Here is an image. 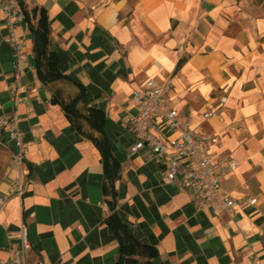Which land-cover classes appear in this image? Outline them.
<instances>
[{"label": "crops", "instance_id": "1", "mask_svg": "<svg viewBox=\"0 0 264 264\" xmlns=\"http://www.w3.org/2000/svg\"><path fill=\"white\" fill-rule=\"evenodd\" d=\"M26 9L35 28L46 18L48 41L36 60L29 21L18 22L19 72L0 13V116L18 118L32 177L10 194L18 169L5 134L0 258L24 223L31 260L118 264L120 221L136 241L129 264H264V0H34ZM148 78L170 82L178 112L237 159L233 219L196 206L150 151L129 152L131 92Z\"/></svg>", "mask_w": 264, "mask_h": 264}, {"label": "built area", "instance_id": "2", "mask_svg": "<svg viewBox=\"0 0 264 264\" xmlns=\"http://www.w3.org/2000/svg\"><path fill=\"white\" fill-rule=\"evenodd\" d=\"M33 1L0 0V13L4 15V23L9 30L6 40L13 50V66L17 72L26 61V51L16 28L19 21L25 20L24 10ZM153 63L157 69H162L158 61ZM171 90L170 82L160 83L154 78H148L132 90L134 112L124 120L129 152L150 151L166 164L165 174L170 180L180 178L183 181L196 206L210 208L215 214H224L231 220L238 204L228 179L238 168V161L222 150L219 135L192 124L178 112L170 99ZM226 100L225 95L218 98L221 105ZM214 113L209 108L202 112V117L208 119ZM5 134L14 144L13 162L18 169V175L10 182V194H23L32 177L26 163L28 145L23 140L16 116H0V144H3ZM3 200L0 197V203ZM30 252L28 228L22 223L19 243L10 249L8 257L0 258V264H43L40 259L31 260Z\"/></svg>", "mask_w": 264, "mask_h": 264}, {"label": "trees", "instance_id": "3", "mask_svg": "<svg viewBox=\"0 0 264 264\" xmlns=\"http://www.w3.org/2000/svg\"><path fill=\"white\" fill-rule=\"evenodd\" d=\"M25 20L29 21L30 29L33 33L34 38V51H35V59L39 60L41 55L45 52L46 44H47V32H48V24L46 18L43 16L40 22V27L35 28L29 20L27 9L25 8ZM261 42L264 43V37L261 39ZM49 64L51 67L57 65V57L54 52L49 53L48 57ZM183 59H181L177 65V70L182 65ZM76 100V99H75ZM74 100V101H75ZM74 101L71 106V111L74 112ZM105 170L107 171V160H105ZM122 233H123V242L120 246V259L118 264H129L130 257L134 252V248L136 245V241L132 234L127 230L126 226L119 221Z\"/></svg>", "mask_w": 264, "mask_h": 264}]
</instances>
